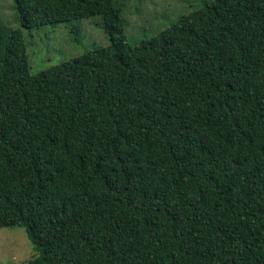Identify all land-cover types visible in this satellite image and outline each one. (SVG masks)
<instances>
[{
    "label": "trees",
    "instance_id": "1",
    "mask_svg": "<svg viewBox=\"0 0 264 264\" xmlns=\"http://www.w3.org/2000/svg\"><path fill=\"white\" fill-rule=\"evenodd\" d=\"M25 28L95 15L111 43L32 73L0 26V228L22 264H264V0H203L131 45L123 0H16Z\"/></svg>",
    "mask_w": 264,
    "mask_h": 264
},
{
    "label": "rangeland",
    "instance_id": "2",
    "mask_svg": "<svg viewBox=\"0 0 264 264\" xmlns=\"http://www.w3.org/2000/svg\"><path fill=\"white\" fill-rule=\"evenodd\" d=\"M125 35L131 45L157 35L203 0H123ZM0 26L21 27L28 45L32 73L74 59L111 43L101 15L25 28L16 0H0ZM38 254L22 226L0 228V264H22Z\"/></svg>",
    "mask_w": 264,
    "mask_h": 264
}]
</instances>
